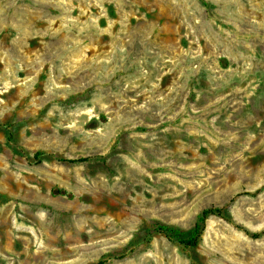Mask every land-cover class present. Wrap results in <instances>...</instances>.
I'll use <instances>...</instances> for the list:
<instances>
[{
  "label": "rangeland",
  "instance_id": "1",
  "mask_svg": "<svg viewBox=\"0 0 264 264\" xmlns=\"http://www.w3.org/2000/svg\"><path fill=\"white\" fill-rule=\"evenodd\" d=\"M17 122L0 264H264V0H0Z\"/></svg>",
  "mask_w": 264,
  "mask_h": 264
},
{
  "label": "trees",
  "instance_id": "2",
  "mask_svg": "<svg viewBox=\"0 0 264 264\" xmlns=\"http://www.w3.org/2000/svg\"><path fill=\"white\" fill-rule=\"evenodd\" d=\"M21 123H13L9 124L11 128H8V125L0 124V127L3 128L7 134V140L11 147L17 150L16 146V131ZM43 152L35 153V158L39 157L40 160L45 159ZM59 160H66V159H59ZM85 160V159H83ZM67 161V160H66ZM71 161V160H68ZM73 161V160H72ZM57 192H63L58 190ZM210 215H217L222 217L228 221L232 220L230 210L227 206L225 207H210L201 211V213L197 216L194 224L188 230H182L176 226L168 225L164 223H155V231L164 234L168 239L174 240L179 244H184L188 247H195L201 238V235L204 230L205 220ZM252 236H257V234H253ZM99 264H103L102 261Z\"/></svg>",
  "mask_w": 264,
  "mask_h": 264
}]
</instances>
